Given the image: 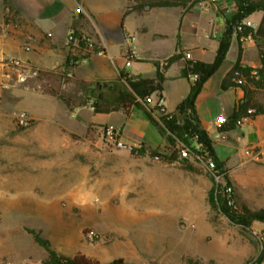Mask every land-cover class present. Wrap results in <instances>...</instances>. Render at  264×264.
Here are the masks:
<instances>
[{
  "label": "crops",
  "instance_id": "obj_1",
  "mask_svg": "<svg viewBox=\"0 0 264 264\" xmlns=\"http://www.w3.org/2000/svg\"><path fill=\"white\" fill-rule=\"evenodd\" d=\"M243 3V0H190L184 6L145 5L136 8L134 0H0V59L10 56L28 62L41 71L42 81L52 87L59 77L68 75V84L77 88V94L71 88L74 95L83 94L80 87L86 86L85 92L90 97L88 102L101 92V103L111 107L107 112H95L86 105L70 109L56 95L32 93V100L47 103L46 109L35 114L44 119L34 128L33 139L38 147L78 150L83 155L94 157L101 180L106 181H114L120 169L134 179L137 173L125 169L144 165L146 185L150 184L153 193L164 190L165 169L160 170L159 165L152 162L154 154L150 151L172 154L173 147L142 110L112 108L118 90L127 88L120 78V70H127L130 76L154 77L157 68L162 67L164 109L167 113H174L194 81L192 76L183 73L186 59L177 57L176 49L187 51L189 60L212 62L228 22L242 10ZM138 16H147L149 20L136 22V26L130 27ZM243 20L252 22V27H245L241 35H231L224 60L203 83L195 102V114L200 125L212 138L215 154L228 173L248 149L264 147V114L250 117L241 125L225 131L221 129L227 123L222 126L213 124L220 115H225L230 121L233 111L245 99V91L238 83L242 77L237 80L231 78L233 84L222 87L235 63L247 65L253 71L264 69V10L250 12ZM70 32L88 34L105 47L106 54H89L78 65H69L70 57L84 53L83 43L71 51L68 49L67 35ZM126 34L134 37L136 49V56L128 67L124 64L123 55ZM241 36L245 39L242 40ZM26 43L31 47L29 51L23 48ZM164 60L165 64L161 65ZM1 66L3 62H0ZM108 85L118 87L114 90ZM105 90H113L111 100ZM260 91L257 98L264 102V89ZM152 97L156 98V93ZM61 108L63 117L58 115ZM103 126L119 129L120 139L134 149L143 146L145 151L140 153L141 157L135 159L127 148L106 143L100 133ZM122 157L129 162L120 160ZM152 169H158L157 174L152 175ZM85 255L102 263L114 258H122L123 264L132 259L135 264L143 261L136 253L128 259L125 251L116 245L101 247L96 253Z\"/></svg>",
  "mask_w": 264,
  "mask_h": 264
},
{
  "label": "rangeland",
  "instance_id": "obj_2",
  "mask_svg": "<svg viewBox=\"0 0 264 264\" xmlns=\"http://www.w3.org/2000/svg\"><path fill=\"white\" fill-rule=\"evenodd\" d=\"M145 20L149 18L138 16L130 27ZM40 75L23 70L20 77L11 66L0 67V264H41L46 253L26 228L38 230L65 256L91 255L116 245L128 259L138 254L142 264H264V259L258 262L264 250L261 222L245 225L211 204V187L225 179H216L191 149L186 157L176 153L175 160H170L171 152L160 153L159 160L152 155L166 174L165 189L153 193L144 165L125 169L137 173L134 179L120 169L114 181H106L96 158L78 150L38 147L34 128L44 119L35 114L47 103L30 95L43 94ZM66 77H59L54 87L76 91ZM105 91L111 100L113 90ZM129 153L141 157L135 149ZM157 172L152 169V175ZM227 177L237 213L244 207L264 208V147L248 149ZM89 231L98 234L93 242Z\"/></svg>",
  "mask_w": 264,
  "mask_h": 264
},
{
  "label": "trees",
  "instance_id": "obj_3",
  "mask_svg": "<svg viewBox=\"0 0 264 264\" xmlns=\"http://www.w3.org/2000/svg\"><path fill=\"white\" fill-rule=\"evenodd\" d=\"M190 0H145L143 4H135L136 8H142L145 5L149 6H172L186 5ZM242 10L235 15L227 24L222 37L219 40L216 56L212 62H202L186 60L183 68V73L187 76H197L190 87L187 96L179 103L174 113H165L160 111L154 104L146 102V97L156 93L157 97L162 96V82L164 80L163 70L157 68L154 77L130 76L125 69L120 70V78L126 83L127 88L120 89L112 103L113 109L129 110L134 107L144 112L146 117L156 125L159 130L166 136L167 143L173 147V152L169 156L170 159L176 157L179 152L177 146L188 147L195 155L201 156L205 161L211 158L215 164V168L219 173H222L224 182L215 183L209 191V200L212 205L217 206L222 213L245 225H249L253 221L264 222V208L248 209L243 208L242 213H237L233 209V204L228 203L226 188L230 186L227 172L223 163L218 159L213 147V140L208 132L200 125V122L195 114V102L201 91L203 83L219 68L225 58L226 52L230 45V37L233 33H244L245 30L239 32L236 30L237 25L243 20V17L255 10H264V0H243ZM180 57L179 55H176ZM251 67L242 65L236 62L230 71L228 77L222 83V87L228 84H233L231 78L235 80L242 77L239 86L245 91V99L238 104L236 109L230 116V121L221 130H229L235 128V120L247 116L254 117L264 114V102H260L257 98L264 89V69L259 68L256 73L252 72ZM41 73V71H40ZM42 74V73H41ZM43 75V74H42ZM43 76L40 75L39 81L42 83L43 92L58 96L68 108L73 109L76 106L86 105L90 98L85 90L86 86H81L83 98L76 100V95L65 90L56 89L42 81ZM242 81V82H241ZM106 86V85H104ZM112 88L113 85H108ZM85 94V95H84ZM85 96V97H84ZM103 93H98L92 101L93 110L95 112H107L111 107L101 103ZM247 109H251L252 113L247 114ZM139 153H143L145 148L140 146L135 148ZM152 154L160 155L157 151L151 150ZM35 242L44 249L46 255L41 260V264H123L122 258H114L109 262L102 263L94 258L88 257L81 252H77L72 256H65L56 252L48 239L41 236L40 232L34 228H26ZM264 259V250L258 257V262Z\"/></svg>",
  "mask_w": 264,
  "mask_h": 264
},
{
  "label": "built area",
  "instance_id": "obj_4",
  "mask_svg": "<svg viewBox=\"0 0 264 264\" xmlns=\"http://www.w3.org/2000/svg\"><path fill=\"white\" fill-rule=\"evenodd\" d=\"M213 1L222 2L224 0H213ZM245 27L251 28L252 22H250L248 20H242L237 25L236 30L241 32V31H243V29ZM241 39L244 40L245 36H241ZM125 42H126V46H125L124 53H123L124 59H125L124 64L126 67H128L131 64L132 60L136 56V49L134 46V37L130 34H126L125 35ZM80 43H83V45H84V53H83V55L82 54L81 55H74L73 57H70L68 59V64L71 66L78 65L89 54H96L99 56L106 54L105 47L100 42L94 40L88 34H86L84 32H80V33L70 32V33H68V35H67V46H68V49L70 51ZM23 48L25 51H29L31 49V47L28 43L24 44ZM175 54L179 55L183 59L189 60L188 58H189L190 54L187 51H184L181 49H176ZM165 61L166 60H164L161 63V65H164ZM3 64L11 66L15 71L18 72V75L20 77H22V75H23V70H28L33 75H37L40 72L39 69L32 67L31 65H29L28 62H26L20 58H17V57H8L5 59ZM263 67H264V65H263ZM160 69L162 70V67H160ZM253 73H256V71H253ZM192 77L194 80L197 79L196 75L192 76ZM146 102L156 105V107H158V109L160 111H165V109H164V98L162 96H158L156 98H153L152 96H148V97H146ZM89 107H90V109L93 110L92 101L89 102ZM165 113H167V112L165 111ZM249 113H252L251 109H247V114H249ZM24 115L25 114H22L21 118H23ZM248 118L249 117H247V116L241 117V118L235 120V123H236V125H241L243 123V121L248 119ZM228 121H229L228 117H226L225 115H220L213 121V124L215 126H222V125H225L226 123H228ZM100 133H101L103 139L108 144H111L114 147L127 148L128 150L134 149L133 146L127 145L126 143H124L120 139L121 132L119 129H116L112 126H103L100 129ZM177 148L179 149V154L181 156L186 157L188 155V151H189L188 147H181L178 145ZM153 158L155 160H159L160 155L155 154ZM206 164H207L208 169L211 171V173L213 174V176L216 179H218L219 177H223L222 173H219L217 171V169L215 168V164L211 158H208L206 160ZM226 193H227L228 203L233 204V199H232V195H231V193H232V187L231 186H228L226 188ZM86 235H87V238L91 242L95 241L96 238L98 237V234L95 233L94 231H89ZM259 236H260L262 242H264V222L261 223V227L259 229Z\"/></svg>",
  "mask_w": 264,
  "mask_h": 264
}]
</instances>
